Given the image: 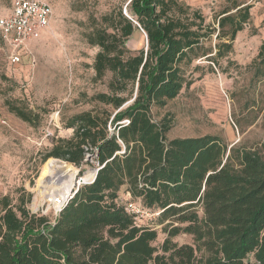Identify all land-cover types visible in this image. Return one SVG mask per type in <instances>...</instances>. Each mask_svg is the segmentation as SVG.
Returning <instances> with one entry per match:
<instances>
[{"label":"trees","instance_id":"trees-1","mask_svg":"<svg viewBox=\"0 0 264 264\" xmlns=\"http://www.w3.org/2000/svg\"><path fill=\"white\" fill-rule=\"evenodd\" d=\"M125 8L89 14L83 35L98 47L93 79H107V90L90 97L99 106L72 116L74 135L59 138L44 158L98 162L95 180L54 217L28 208L31 192L16 202L0 196V264H264V144L229 145L216 134L170 138L171 120L153 117L154 107L194 82L195 61L218 63L233 50L251 5L214 23L179 0H130ZM139 30L145 44L132 50L127 43ZM255 77L264 78V41ZM7 103L38 124L39 113ZM128 200L158 212L166 233L159 245L158 230L137 222ZM179 234L193 242L179 243Z\"/></svg>","mask_w":264,"mask_h":264},{"label":"rangeland","instance_id":"rangeland-1","mask_svg":"<svg viewBox=\"0 0 264 264\" xmlns=\"http://www.w3.org/2000/svg\"><path fill=\"white\" fill-rule=\"evenodd\" d=\"M44 1L54 11L52 26L41 38L31 41L30 53L24 56L23 63L9 64L0 50V196L9 194L16 202L20 194L31 192L27 206L41 213L53 195L70 189L80 174L85 173L86 177L92 173L91 164L80 167L58 157L44 159L59 138L74 135L69 124L72 116L93 109L98 104L90 97L107 90V79H93L92 65L98 47L86 42L85 23L89 14L100 15L116 6L125 8L130 0ZM179 1L199 9L207 22H217L224 11L235 13L245 5H251V17L237 33L233 50L218 63L205 57L195 61L193 65L198 64L199 68L193 74L194 82L164 107H154L153 117L161 120L167 116L171 120L170 138L216 134L229 145L262 147L264 78L255 77V60L264 41V0ZM11 4L12 0H0V15L8 13ZM145 41L144 32L139 30L127 45L134 50ZM217 42L215 33L208 44L214 46ZM7 100L39 113L38 124L17 116ZM50 159L65 162L66 171L75 173L73 181L65 178L58 182L51 170L49 177L40 182L44 165ZM35 198L38 206H34ZM46 214L54 217L51 211ZM142 214V222L158 230L155 244L159 245L166 233L162 230L164 224L157 222V211L144 209ZM174 240L193 242L188 234H179Z\"/></svg>","mask_w":264,"mask_h":264},{"label":"built area","instance_id":"built-area-1","mask_svg":"<svg viewBox=\"0 0 264 264\" xmlns=\"http://www.w3.org/2000/svg\"><path fill=\"white\" fill-rule=\"evenodd\" d=\"M124 12L128 14L126 8ZM53 16L54 11L51 4L44 0H12L10 11L0 15V39L2 42L0 50L5 54L9 64L20 65L23 63L24 56L30 53L29 44L48 32L52 26ZM128 123L129 119L127 118L118 121L119 127ZM109 129L111 133L118 132V128L111 124H109ZM94 157L93 153L88 152L85 159L92 161ZM99 167L100 164L97 162L96 166L91 169L93 177L89 180L83 181L86 174H80L70 189L53 195L43 213L51 211L55 216L58 215L75 197L82 185L90 184L95 180ZM76 173L78 174V170ZM125 209L135 216L137 222H142L141 216L144 208L139 204L128 200L125 202Z\"/></svg>","mask_w":264,"mask_h":264},{"label":"bare ground","instance_id":"bare-ground-1","mask_svg":"<svg viewBox=\"0 0 264 264\" xmlns=\"http://www.w3.org/2000/svg\"><path fill=\"white\" fill-rule=\"evenodd\" d=\"M66 166H67V164L63 161H60L59 159H50L44 165L43 174H42V177L40 178L41 179L40 182L43 179H45V177H47V176L49 177L51 170H54V177L55 176L57 177L58 182H60L61 180H64L65 178L73 181L75 173L74 172H67ZM91 177H93V173H89L86 177H84L83 181H87ZM40 192L44 193L43 189H41ZM33 202H34V206H38L37 202H36V198Z\"/></svg>","mask_w":264,"mask_h":264},{"label":"crops","instance_id":"crops-1","mask_svg":"<svg viewBox=\"0 0 264 264\" xmlns=\"http://www.w3.org/2000/svg\"><path fill=\"white\" fill-rule=\"evenodd\" d=\"M52 22H53V20H52ZM123 197H124V198H129V196L126 195V194H123Z\"/></svg>","mask_w":264,"mask_h":264},{"label":"water","instance_id":"water-1","mask_svg":"<svg viewBox=\"0 0 264 264\" xmlns=\"http://www.w3.org/2000/svg\"><path fill=\"white\" fill-rule=\"evenodd\" d=\"M61 160V159H60ZM97 172V171H96Z\"/></svg>","mask_w":264,"mask_h":264}]
</instances>
